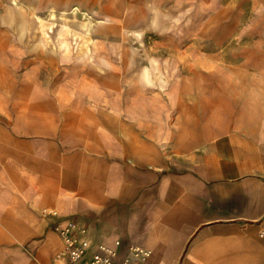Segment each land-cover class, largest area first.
<instances>
[{"label":"rangeland","instance_id":"1","mask_svg":"<svg viewBox=\"0 0 264 264\" xmlns=\"http://www.w3.org/2000/svg\"><path fill=\"white\" fill-rule=\"evenodd\" d=\"M0 126L21 139L0 143L16 173L0 165V207L21 216L35 189V223L0 231V264L53 258L54 226L99 215L132 183L128 214L148 230L184 193L202 220H249L264 212V175L207 172L239 141L264 144V0H0ZM71 174L90 189L79 204L68 186L38 201Z\"/></svg>","mask_w":264,"mask_h":264},{"label":"crops","instance_id":"2","mask_svg":"<svg viewBox=\"0 0 264 264\" xmlns=\"http://www.w3.org/2000/svg\"><path fill=\"white\" fill-rule=\"evenodd\" d=\"M0 143L21 141L18 137L7 134V131L0 126ZM13 131L19 132L13 127ZM243 150L240 156L234 160H222L219 167H213L207 172V177L218 175H236L242 171L254 170L256 173L264 175V144H257L251 150L250 143L241 142ZM18 160L23 161L19 156ZM36 160V159H35ZM34 163L38 164V161ZM34 164V165H35ZM36 164V165H37ZM7 177H16V173L11 170L9 164L0 160ZM126 173L132 169L126 168ZM137 172V171H136ZM100 176V172L98 173ZM1 177V174H0ZM19 178V176L17 177ZM186 178H180L183 185H187ZM252 181V179H248ZM140 181V174H137V182ZM253 181H264L258 179ZM53 184L42 190L39 202L51 200L62 191L63 186L73 188L71 194L77 196L75 203H80L78 197L87 195L90 191L82 183H76L74 175H67L60 183ZM135 183L124 187L122 195L117 199L109 201L106 210L99 215L85 217H75L83 227L84 234L91 243L112 244L114 239H120L123 246L131 243H138L148 249L143 264H264V212L241 220L239 217H231L223 220H202V200L191 194L184 193L182 205L177 213H169L168 225L149 228L145 226V221L140 220L137 214H128L126 201L130 199V193L135 189ZM35 189L30 187L22 190L19 205L26 213L16 217L9 209L0 207V231L13 228L16 233L23 226H30L35 223V216L26 206L25 201L34 196ZM102 198V197H101ZM103 200V199H102ZM194 202V203H193ZM54 209L49 206L42 207V211L51 212ZM28 211V212H27ZM44 248L50 249V244L46 243ZM32 256V253H30ZM50 260V259H49Z\"/></svg>","mask_w":264,"mask_h":264},{"label":"built area","instance_id":"3","mask_svg":"<svg viewBox=\"0 0 264 264\" xmlns=\"http://www.w3.org/2000/svg\"><path fill=\"white\" fill-rule=\"evenodd\" d=\"M54 229L60 237L54 257L32 264H143L148 254L140 245L123 246L120 239H114L112 244L91 243L84 234L85 227L75 217L64 219Z\"/></svg>","mask_w":264,"mask_h":264},{"label":"bare ground","instance_id":"4","mask_svg":"<svg viewBox=\"0 0 264 264\" xmlns=\"http://www.w3.org/2000/svg\"><path fill=\"white\" fill-rule=\"evenodd\" d=\"M54 211V210H53ZM53 211H51V212H53ZM146 250H148L147 248H146Z\"/></svg>","mask_w":264,"mask_h":264}]
</instances>
